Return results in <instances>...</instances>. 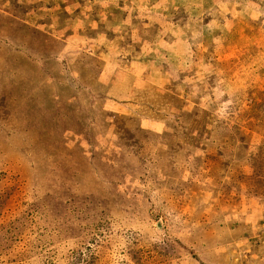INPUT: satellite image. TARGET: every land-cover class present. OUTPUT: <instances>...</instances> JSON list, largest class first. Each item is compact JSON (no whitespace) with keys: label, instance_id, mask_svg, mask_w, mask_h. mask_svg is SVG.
Returning <instances> with one entry per match:
<instances>
[{"label":"rangeland","instance_id":"374dc122","mask_svg":"<svg viewBox=\"0 0 264 264\" xmlns=\"http://www.w3.org/2000/svg\"><path fill=\"white\" fill-rule=\"evenodd\" d=\"M0 264H264V0H0Z\"/></svg>","mask_w":264,"mask_h":264}]
</instances>
